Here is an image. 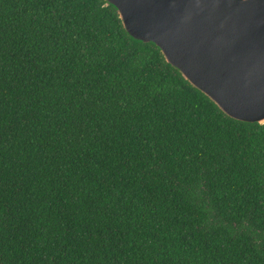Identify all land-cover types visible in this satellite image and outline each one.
Here are the masks:
<instances>
[{
    "label": "trees",
    "instance_id": "1",
    "mask_svg": "<svg viewBox=\"0 0 264 264\" xmlns=\"http://www.w3.org/2000/svg\"><path fill=\"white\" fill-rule=\"evenodd\" d=\"M0 264H264V124L102 0H0Z\"/></svg>",
    "mask_w": 264,
    "mask_h": 264
},
{
    "label": "water",
    "instance_id": "2",
    "mask_svg": "<svg viewBox=\"0 0 264 264\" xmlns=\"http://www.w3.org/2000/svg\"><path fill=\"white\" fill-rule=\"evenodd\" d=\"M229 119L264 124V0H102Z\"/></svg>",
    "mask_w": 264,
    "mask_h": 264
}]
</instances>
